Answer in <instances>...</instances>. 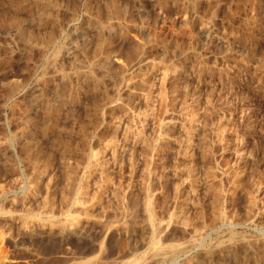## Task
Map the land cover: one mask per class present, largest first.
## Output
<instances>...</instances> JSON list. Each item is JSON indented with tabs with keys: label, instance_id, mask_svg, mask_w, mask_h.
I'll use <instances>...</instances> for the list:
<instances>
[{
	"label": "rangeland",
	"instance_id": "rangeland-1",
	"mask_svg": "<svg viewBox=\"0 0 264 264\" xmlns=\"http://www.w3.org/2000/svg\"><path fill=\"white\" fill-rule=\"evenodd\" d=\"M0 264H264V0H0Z\"/></svg>",
	"mask_w": 264,
	"mask_h": 264
}]
</instances>
